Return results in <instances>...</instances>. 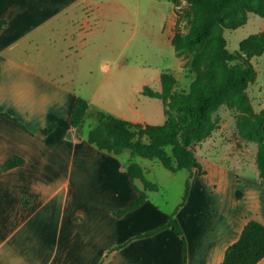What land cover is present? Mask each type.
I'll return each instance as SVG.
<instances>
[{
	"label": "crops",
	"instance_id": "obj_1",
	"mask_svg": "<svg viewBox=\"0 0 264 264\" xmlns=\"http://www.w3.org/2000/svg\"><path fill=\"white\" fill-rule=\"evenodd\" d=\"M92 1L0 0V21L6 20L0 31V264L184 263L182 238L171 228L136 237L164 224L175 209L154 198L161 189L115 214L144 188L140 179L133 182L128 164L139 162L147 176L161 161L91 143L88 133L98 120L89 121L95 117L88 110L81 128L70 124L78 93L43 57L42 43L57 42L55 33L74 42L79 36L86 46L106 18L93 15ZM168 18L169 11L163 25ZM53 122L54 130L44 133ZM14 156L24 163L2 170ZM201 163L205 172L194 170L177 216L187 264H222L250 218L264 223V186L259 176L224 161Z\"/></svg>",
	"mask_w": 264,
	"mask_h": 264
},
{
	"label": "rangeland",
	"instance_id": "obj_2",
	"mask_svg": "<svg viewBox=\"0 0 264 264\" xmlns=\"http://www.w3.org/2000/svg\"><path fill=\"white\" fill-rule=\"evenodd\" d=\"M91 6L93 15L102 13L106 18L102 19L99 30L90 32L86 46L82 47L84 41L79 36L74 42L71 38L64 39L61 32L55 33L57 42L42 43L43 57L53 64L52 69L58 70L60 80L90 101V113L100 109L137 121L164 123L167 115L162 100L144 94V89L149 86L154 91H162L165 73L176 76V89H190L197 74L192 67L193 53L178 54L172 38L178 31L190 30L198 11L186 0H93ZM168 11V21L163 25ZM241 14V11L237 13ZM218 30L214 24L206 38L207 52L213 48ZM260 30H264V16L248 11L245 24L224 28L222 32L227 48L234 51L242 39ZM253 62L257 76L248 94L254 112H260L264 109V53L254 56ZM203 69L213 79L221 77L220 66L209 57ZM213 116L217 118V128L210 137L195 145L199 159L221 160L257 178V136L248 131L252 115L242 112L235 95H231L222 101ZM94 120L97 118L90 117L89 121ZM88 125L84 126L85 133ZM188 171L172 173L157 162L156 169L147 175L161 189L155 192L154 198L162 204L177 206L183 198Z\"/></svg>",
	"mask_w": 264,
	"mask_h": 264
},
{
	"label": "trees",
	"instance_id": "obj_3",
	"mask_svg": "<svg viewBox=\"0 0 264 264\" xmlns=\"http://www.w3.org/2000/svg\"><path fill=\"white\" fill-rule=\"evenodd\" d=\"M186 1L198 11L196 21L187 33L176 32L172 44L178 54L193 53L192 67L197 74L191 82L190 89L188 91L176 89V76L165 73L162 91H154L149 86L144 89V94L162 100L167 115L164 123L132 121L99 109L89 113L90 116L97 118L98 123L91 127L88 133V140L100 150L115 153L129 150L132 156L158 158L172 171L189 170L182 201L172 211L168 220L152 230L136 235V237L149 236L165 228H171L182 238L183 264H187L188 248L177 213L189 196L190 178L194 170L205 172L195 145L213 134L218 123L213 112L231 95H235L237 105L242 112L252 115V124L248 131L257 136L258 176L264 186V109L254 112L248 94V88L257 76L253 57L264 53V30L249 34L240 41L239 48L234 51L227 48V40L222 32L224 28H237L245 24L248 11L264 16V0ZM239 11L242 12L241 15H237ZM5 24L6 20L0 21V31ZM214 24L218 25L219 30L214 35L213 48L207 52L206 38ZM208 57L211 62L220 66L219 79L211 78L209 71L203 69ZM89 107L90 101L77 95L70 124L77 129L81 128ZM56 126L57 122H53L43 132L48 134ZM24 161L23 157L14 156L5 162L2 170L21 165ZM127 169L133 182L136 178L140 179L144 188H138L140 194L130 205L115 211L119 216L142 205L148 198V190L159 189L157 183L147 178L144 167L139 162L132 160ZM262 258H264V223L256 218H250L245 223L240 237L227 247L222 264H257ZM102 263L103 260L97 264Z\"/></svg>",
	"mask_w": 264,
	"mask_h": 264
}]
</instances>
